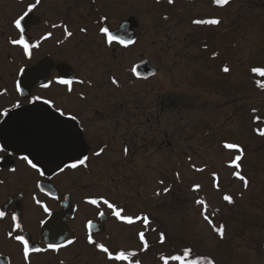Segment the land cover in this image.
<instances>
[{
  "label": "flooded vegetation",
  "instance_id": "af4514ba",
  "mask_svg": "<svg viewBox=\"0 0 264 264\" xmlns=\"http://www.w3.org/2000/svg\"><path fill=\"white\" fill-rule=\"evenodd\" d=\"M175 4L176 0L148 4L147 0H0V211L5 212L0 218V264H140L150 255L154 263L160 260L165 264V258L179 254L173 228H164L159 218L158 201L168 186L163 187V159L193 162L191 150L196 145L190 141L198 136L191 132L208 131L210 135L205 133L203 141L217 145L207 149H220L222 141L210 133L211 116L227 107L228 99L217 86L213 89L219 94L218 101L208 95L210 80L204 66L194 72L182 67L180 82L174 79L177 63L167 68L166 56L172 52L175 56L186 47L179 42L165 45L162 38L163 20L169 18L163 10ZM31 5L35 7L29 12ZM18 19L20 28L15 26ZM197 25L210 28V24ZM101 28L133 43L109 46ZM148 31L153 36L147 42ZM21 36L29 44L30 58L22 44L12 43ZM199 46L203 51L208 48L194 45ZM185 55L187 63L194 65L197 60L206 64L203 55ZM38 66L48 69L47 79L41 76L30 87L22 85L21 95L16 90L17 82L25 79L20 69L31 75L30 69ZM223 69L221 73H225ZM56 77L73 83L40 87ZM113 79L118 83L113 84ZM182 83L201 91H182ZM35 96L54 101L56 108L67 113L61 117L77 132L79 148L66 163L87 156L85 165L63 172L42 168L45 175L41 177L21 158L25 155L6 140L8 124L15 115L35 106L55 111L42 100L29 103ZM17 102L20 108L14 107ZM100 149L103 152L95 155ZM164 153L168 156L163 158ZM178 185L171 183L168 188L173 193L169 205L178 206L182 198L189 208L192 194ZM177 186L180 193L172 190ZM92 199L98 204H91ZM103 199L122 208L121 215L134 220L146 216L149 223L145 226L140 219L127 224L115 217ZM140 232L145 233L146 249ZM16 235H23L30 248L42 251L30 252L26 259ZM89 236L95 243H89ZM49 244L59 247L49 248ZM96 244H103L113 254L123 250L136 255L129 261H109Z\"/></svg>",
  "mask_w": 264,
  "mask_h": 264
},
{
  "label": "rangeland",
  "instance_id": "374dc122",
  "mask_svg": "<svg viewBox=\"0 0 264 264\" xmlns=\"http://www.w3.org/2000/svg\"><path fill=\"white\" fill-rule=\"evenodd\" d=\"M154 1L147 0V4ZM250 2H253V9ZM163 12L169 17L164 18L162 24L165 45L177 42L186 45L179 54L172 56V52L171 56H166L168 69L177 63L175 82H180L182 67L194 72L202 65L210 80L208 95L218 101L219 94L213 89L217 86L226 93L228 103L218 114L211 116L210 133L217 134L220 139L216 140L222 141L220 149H207L206 146L217 145L208 139V142L203 141L208 131L191 132L198 136L190 141L196 145L191 150L193 162L171 163L170 159L164 158L168 153L163 154V187L168 184L165 188L168 189L171 183H179L183 191L190 190L192 201L188 208L181 198L178 206L171 208L169 198L173 193L167 191L158 201L161 204L159 218L164 228H173L179 254L182 249H191L190 259H201L202 264H208V261L213 264H264V136L260 135L264 131V0H229L223 7L210 0H176L174 7L165 8ZM204 18L218 19L220 23L210 25V28L194 24ZM152 36V32L146 33L147 42ZM194 45H207L208 48L203 51ZM185 54L203 55L206 59L202 61L206 64L197 60L194 65L187 63ZM224 67L229 71L221 73ZM188 86L182 83L180 88L189 93L201 91ZM225 144L238 147L229 149L224 147ZM237 155H241L237 162L239 168L230 166ZM237 171L248 181L247 187L233 174ZM196 185L200 187L196 189ZM178 186L172 190L180 193ZM225 195L233 202L224 200ZM197 199L205 201L211 224L203 218L201 213L205 205H197ZM221 225L224 227L222 239L213 230V226ZM154 262L150 255L140 264H160V260Z\"/></svg>",
  "mask_w": 264,
  "mask_h": 264
},
{
  "label": "snow or ice",
  "instance_id": "6c2138e0",
  "mask_svg": "<svg viewBox=\"0 0 264 264\" xmlns=\"http://www.w3.org/2000/svg\"><path fill=\"white\" fill-rule=\"evenodd\" d=\"M214 2L219 5V6H224L226 4L229 3V0H214ZM37 3H39V0H37ZM169 3H172V0H169ZM35 5H31L29 7V12L32 10V8H34ZM22 19V18H21ZM194 23L196 24H210V25H217L220 23V21L218 19H209V20H196L194 21ZM15 26L17 28L21 27V20L18 19L15 21ZM83 30V29H82ZM100 31L106 36V44L111 46L113 44H118V45H123L125 47H127L128 45L132 44L133 41L131 39H125L123 35L119 34V33H112L109 31L108 28H101ZM67 35L71 36V32H68ZM13 44H22L25 53L28 55V57H31V53L29 51V44L27 42H25L24 37L21 36V38L19 40H14L12 41ZM224 72H228L229 69L227 67H224L223 69ZM253 71H258L257 69H253ZM30 73L31 75H26L25 74V70L23 68L20 69V74L25 75V79L23 81H18L16 84V90L17 92H19L21 95H23V87H30L33 84L36 83V81L41 77L44 76L45 79H47V73H48V69L42 66H38L36 68L30 69ZM53 83H58L61 85H71L73 83V81L71 79H64V78H60V77H56L54 80H48L46 83H43L40 85L41 88L47 89L49 87H51V85ZM80 83H83V81H80ZM113 84H117L118 81H116L115 79H113L112 81ZM23 85V87H22ZM262 87H264V85H262ZM69 92H71V87H69ZM48 105L49 108L55 109L54 112H49L48 115L50 117H55L56 114L58 113L60 116H65L67 115V113H65L63 111V109L60 108H56L55 107V103L52 100L49 99H43L40 96H35L32 97L29 100V103H36L37 101H41ZM15 108H20L21 105L19 102H17L14 105ZM255 111V110H254ZM3 115L7 116L8 112L5 111L3 113ZM70 119L72 120H76L77 117L76 116H70ZM260 135L264 136V131L260 132ZM69 147H72V144L70 142ZM224 147L232 149V148H236L238 147L237 145H233V144H225ZM103 152V149H100L99 151H97L95 153V155H100ZM125 152H127V149H125ZM241 155H242V150H241ZM241 155H237L235 157V160L232 161V165L230 166H235L236 168H239L240 165L239 163H237L240 159H241ZM23 160L27 161V163L33 168L35 169L39 175L41 177H43L45 175L44 170L38 166L37 163H33V161L31 159H29L28 155H25L23 157H21ZM88 160L87 156H83L82 158L77 159L75 162L72 163H65L63 165V167L59 168L60 172H63L65 169L71 168V169H76L78 166L80 165H85L86 161ZM59 167V166H58ZM197 171H203V169H196ZM236 177H238L240 180H242L244 182L245 187H247L248 185V181L246 180V178L244 176H242L240 174V172H234L233 173ZM178 175V174H177ZM213 177H216V174L213 173ZM217 188L219 187L218 184L215 185ZM37 187H40V184L38 182ZM196 189H198L200 186L196 185L194 186ZM44 189L41 188V191H43ZM165 191L167 192L168 189H165ZM157 195H159V193H157ZM224 200H226L228 203H232V198L230 196L225 195ZM35 199V197H34ZM91 204L93 205H97L98 201L96 199H92L89 201ZM37 203H39V201H37ZM103 204L107 206L108 209L112 210L113 214L115 215V217H117L118 219H121L123 221H125L127 224L132 225L136 222V220H140L142 219L145 226H147V224L149 223L148 217H136L135 220L133 217L131 216H126V215H121V213L124 211L122 208L118 209L117 206L111 202H109L107 199H103ZM196 204L197 205H205L203 211H202V216L205 220H207L210 224H211V219L209 218L208 214H207V206L205 204V201L203 199H197L196 200ZM45 211L47 212L48 209L45 207ZM98 215L102 218L104 217L105 213L103 211H99ZM5 216V212L4 211H0V218H3ZM12 219L15 221L17 219V217L15 215H13ZM16 228H19L20 225L16 224L15 226ZM89 227L91 228L92 225L91 223L89 224ZM213 230L217 232V234L220 236V238L222 239L224 236V227L221 225L220 227H215L213 226ZM9 236H12V233H9ZM15 239L17 241H19L22 245H23V254L25 256V258L27 259L28 255L30 252H39L42 251V249L39 248H30L29 247V241L25 239V237L23 235H16ZM139 239L141 242L144 243V248L146 249L148 247L147 243L145 242V233L144 232H140L139 233ZM165 240V236L163 233L160 234V242L163 243ZM88 241L89 243H95V241L92 239L91 236L88 237ZM69 244L73 243V241H68ZM49 248H53L56 249L59 247V245H54V244H49L48 246ZM96 247L103 253L107 254V258L109 261H129L131 257L135 256L136 253L133 252H125L123 250H118L115 254H113L112 252L109 251L108 247L104 246L103 244H96ZM192 255L191 249L189 248H185L182 250V254H176L173 255L171 257L165 258V264H168V260L171 261H175L177 262V264H202V260L201 259H190L189 257ZM137 264H139V261H137ZM208 264H213L212 261H208Z\"/></svg>",
  "mask_w": 264,
  "mask_h": 264
},
{
  "label": "water",
  "instance_id": "95a60500",
  "mask_svg": "<svg viewBox=\"0 0 264 264\" xmlns=\"http://www.w3.org/2000/svg\"><path fill=\"white\" fill-rule=\"evenodd\" d=\"M44 106L15 115L8 124L6 140L43 169L62 167L79 148L78 135L66 119ZM72 147H69V144ZM59 166V167H58Z\"/></svg>",
  "mask_w": 264,
  "mask_h": 264
},
{
  "label": "trees",
  "instance_id": "16d2710c",
  "mask_svg": "<svg viewBox=\"0 0 264 264\" xmlns=\"http://www.w3.org/2000/svg\"><path fill=\"white\" fill-rule=\"evenodd\" d=\"M249 5H251L250 8L253 9V7H254L253 2H250ZM257 6H258V4H257ZM254 121H255V120H254Z\"/></svg>",
  "mask_w": 264,
  "mask_h": 264
}]
</instances>
